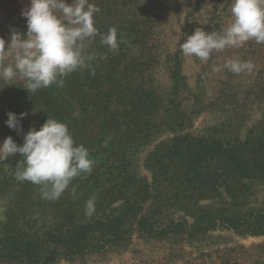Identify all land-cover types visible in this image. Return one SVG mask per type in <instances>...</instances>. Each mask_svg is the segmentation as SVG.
I'll list each match as a JSON object with an SVG mask.
<instances>
[{
	"label": "rangeland",
	"instance_id": "rangeland-1",
	"mask_svg": "<svg viewBox=\"0 0 264 264\" xmlns=\"http://www.w3.org/2000/svg\"><path fill=\"white\" fill-rule=\"evenodd\" d=\"M128 1L130 9L120 8L121 0H89L100 9L99 34L86 53L116 51L100 43L101 35L113 27L120 35L131 16L138 29L149 18L146 79L168 111L158 117L172 123L152 131L99 128L82 68L80 125L71 135L88 150L92 171L52 201L42 198L41 186L16 179L21 154L0 162V264H264V43L213 52L202 62L181 51L186 21L220 32L232 2ZM28 7L30 0H0L6 43L13 31L26 33L21 13ZM228 60L253 69L234 74L224 67ZM13 83L0 80V113L4 101L16 104L21 95L47 99L40 95L46 88L33 94L23 81ZM61 99L51 107L70 113ZM0 122L2 144L8 134Z\"/></svg>",
	"mask_w": 264,
	"mask_h": 264
},
{
	"label": "clouds",
	"instance_id": "clouds-1",
	"mask_svg": "<svg viewBox=\"0 0 264 264\" xmlns=\"http://www.w3.org/2000/svg\"><path fill=\"white\" fill-rule=\"evenodd\" d=\"M99 11L89 0H30V7L21 13L26 18V33L13 31L7 43L0 38V80L6 85L23 81V89L33 94L53 84L63 87L67 75L88 68L93 59L86 48L99 34L94 26ZM230 11L231 21L220 32L196 28L181 44L182 53L206 62L213 52L239 48L249 41L264 43V0H232ZM100 43L117 49V30L109 28ZM224 67L237 75L253 69L250 62L240 60H228ZM7 115L6 125L22 131L20 121L27 113ZM23 141L18 145L6 137L0 144V162L21 154L24 167L17 170L16 179L41 186L43 199L57 200L73 178L92 171L88 150L76 146L67 125L56 119L48 117L39 130L31 127ZM94 211L95 197L86 202L85 214L91 217Z\"/></svg>",
	"mask_w": 264,
	"mask_h": 264
},
{
	"label": "trees",
	"instance_id": "trees-1",
	"mask_svg": "<svg viewBox=\"0 0 264 264\" xmlns=\"http://www.w3.org/2000/svg\"><path fill=\"white\" fill-rule=\"evenodd\" d=\"M229 1L232 2V0ZM129 5L128 0H121L119 7L128 6L130 9ZM212 21L215 23L216 20ZM136 23V17L131 16L129 21L122 24L125 25V28H121V34L117 35V39L122 43L118 44L116 51L103 49L89 54L93 56V59L89 61V67L85 72H88L87 86L93 93L96 104L92 106L95 113L92 120H98L99 128L111 130L114 127H121L128 131L133 129L152 131L172 123L171 120L165 122L163 119L168 112L164 107L165 102L156 100L154 89L148 87L146 79L150 58L149 54L144 52L146 51L145 36L147 31L152 29V22L149 18L146 21H141L140 29L135 28L137 27ZM198 26L195 18L191 17L186 21L184 33H188L190 36L194 34ZM208 30L214 31L211 25L208 26ZM80 70L82 68L67 75L64 78L63 87H58L56 84L46 87L47 93L43 91L40 95H44L47 99L39 100L37 97L27 98L21 95L20 99H16L18 100L16 104L4 101L0 119L5 127L4 130L7 131L6 134L22 145L24 134L31 127L39 130L48 117L66 124L70 133L78 128L80 118L77 117L79 115L77 104L79 105L82 100ZM173 75L174 78L179 77L176 74ZM58 96L62 97L61 100L65 102L70 113L57 112L51 107L53 99L57 100ZM22 102H25L24 106L21 105ZM160 111L163 118L158 117ZM9 112L15 113L17 116L27 113L20 121L22 131L10 129L6 125ZM198 156L200 157V153ZM205 156L206 153L203 152L201 157Z\"/></svg>",
	"mask_w": 264,
	"mask_h": 264
}]
</instances>
